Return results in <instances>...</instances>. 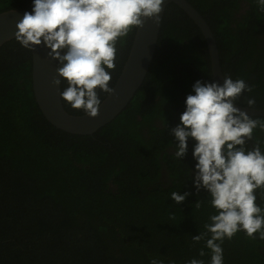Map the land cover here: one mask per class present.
Returning <instances> with one entry per match:
<instances>
[{"label": "trees", "instance_id": "trees-1", "mask_svg": "<svg viewBox=\"0 0 264 264\" xmlns=\"http://www.w3.org/2000/svg\"><path fill=\"white\" fill-rule=\"evenodd\" d=\"M187 1L211 28L223 75L253 86L234 103L248 106L251 96L252 108L264 109V12L252 0L240 18L232 13L240 0ZM11 8L31 9V0H0V12ZM134 33L117 44L111 86ZM31 66V51L16 39L0 46V264H149L153 257L164 264L191 258L209 264V250L198 255L204 241L195 243L192 235L204 231L215 210L190 180L191 144L184 161L169 150L174 142L168 130L179 121L192 83L212 80L208 48L193 20L176 4L167 5L142 85L92 135L46 120L33 95ZM253 136L264 144V132ZM163 168L166 181L160 179ZM173 191L191 194L176 204ZM256 203L264 208V196L258 194ZM222 247L224 264H264V240L238 232Z\"/></svg>", "mask_w": 264, "mask_h": 264}, {"label": "clouds", "instance_id": "clouds-1", "mask_svg": "<svg viewBox=\"0 0 264 264\" xmlns=\"http://www.w3.org/2000/svg\"><path fill=\"white\" fill-rule=\"evenodd\" d=\"M264 12V0H252ZM164 0H31V10L16 22L14 37L20 46L33 51L43 44L56 60L59 97L72 109L95 117L101 104L99 92H113L112 71L116 69L117 44L146 18L161 21ZM61 86H64L61 90ZM253 86L244 79L224 76L195 80L184 98L179 121L168 131L174 142L173 156L184 161L191 144L194 163L189 176L196 193L208 194L215 214L204 223V231L192 241H204L200 257L209 250V264H224L223 242L238 232L253 240H264V208L256 203L264 196V144L253 133L264 132V121L252 118L234 106ZM255 97L247 98L249 108ZM254 141L249 147L248 142ZM191 193L173 191L170 199L181 204ZM200 207V203H196ZM149 264H164L153 257ZM174 264V262H169ZM185 264H205L191 258Z\"/></svg>", "mask_w": 264, "mask_h": 264}, {"label": "water", "instance_id": "water-1", "mask_svg": "<svg viewBox=\"0 0 264 264\" xmlns=\"http://www.w3.org/2000/svg\"><path fill=\"white\" fill-rule=\"evenodd\" d=\"M170 3L180 7L200 29L208 48L212 78L218 83H222L224 76L219 51L209 24L187 0H164L161 12L158 14L161 16L160 23L157 24L153 19L146 18L143 25L135 29L126 60L112 86L113 92L101 100L98 115L95 117L87 116L85 113L71 114L64 108L59 97V88L51 82L54 77L58 78L56 70L60 64L48 56L49 50L43 44L34 46L33 51H31L32 91L46 120L56 128L72 134L92 135L116 118L126 108L149 71L164 12ZM30 10L11 8L0 12V46L15 39L16 22L25 11ZM234 106L250 116L264 117V109L249 108L236 103Z\"/></svg>", "mask_w": 264, "mask_h": 264}, {"label": "flooded vegetation", "instance_id": "flooded-vegetation-1", "mask_svg": "<svg viewBox=\"0 0 264 264\" xmlns=\"http://www.w3.org/2000/svg\"><path fill=\"white\" fill-rule=\"evenodd\" d=\"M248 11L251 10V7H250V3H248L247 0H240L239 3H238V7L236 10H234L232 13H233V17L234 18H240L241 16H247L248 14L246 13ZM253 14V12H251ZM234 26V25H233ZM260 27H263L264 26V18L261 19V22L259 24ZM221 62V61H220ZM223 73V72H222ZM211 76H212V72H211ZM224 76V75H223ZM212 78V77H211ZM213 80V78H212ZM159 124V121L156 122V124ZM251 143H250V147H251ZM169 150L173 151L174 152V148H170ZM191 155V154H190ZM161 176H160V179L161 180H164L166 181L165 179L168 178V177H165L166 175H168V171L167 169L165 170V168L162 169L161 171Z\"/></svg>", "mask_w": 264, "mask_h": 264}]
</instances>
